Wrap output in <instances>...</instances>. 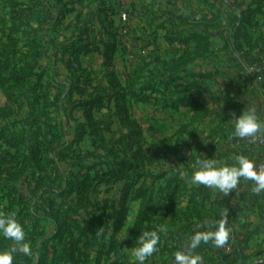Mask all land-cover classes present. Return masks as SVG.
I'll return each mask as SVG.
<instances>
[{
  "label": "rangeland",
  "instance_id": "rangeland-1",
  "mask_svg": "<svg viewBox=\"0 0 264 264\" xmlns=\"http://www.w3.org/2000/svg\"><path fill=\"white\" fill-rule=\"evenodd\" d=\"M32 100L51 174L35 191ZM248 108L264 124V0H0V199L17 201L32 252L13 264H133L160 225L145 264H170L225 212L230 238L202 243V264H264V192L184 175L204 156L264 165L255 137L232 136Z\"/></svg>",
  "mask_w": 264,
  "mask_h": 264
},
{
  "label": "clouds",
  "instance_id": "clouds-1",
  "mask_svg": "<svg viewBox=\"0 0 264 264\" xmlns=\"http://www.w3.org/2000/svg\"><path fill=\"white\" fill-rule=\"evenodd\" d=\"M232 119L233 137L254 138L264 130V124L261 123L253 108L243 109L240 115L233 116ZM213 157L204 156L202 159H197L191 174L184 173L191 184L217 189L229 195L243 178L254 182V191L257 194L264 192V169L259 168L251 157L237 155L232 163H221ZM203 227L207 230L196 231L173 253L170 264H202V257L196 251L202 243L211 242L216 248H220L228 242L230 230L227 227V212L223 213L219 220L209 221ZM166 232L165 225H160L153 230L142 231L134 242L136 246L131 251L133 264H145L149 257L158 252L160 234ZM0 235L14 244L12 247L0 249V264H13L14 254L17 252L23 253L24 256L32 254L30 243L26 241L24 227L14 213L0 211Z\"/></svg>",
  "mask_w": 264,
  "mask_h": 264
},
{
  "label": "trees",
  "instance_id": "trees-1",
  "mask_svg": "<svg viewBox=\"0 0 264 264\" xmlns=\"http://www.w3.org/2000/svg\"><path fill=\"white\" fill-rule=\"evenodd\" d=\"M86 51H89L88 49ZM34 101L32 100V102L29 104L28 106H30V108L32 110H27L28 114L31 116L32 121L34 123V126L32 127V137L30 140H28V142H25L26 145L29 144V142H31V146L27 147L25 146V151L26 152L25 155H23V159L21 160L22 163V168L28 172L29 176H31V181H30V185H33L34 183L36 185H34L33 190H37V189H43V187L45 186V182L49 181L51 178V174L48 172V170H46V160L42 161L43 158L40 156V152H43L42 149L46 150L45 147H49V145L46 144V142L41 141V137H42V132H43V117L45 115L46 110H34ZM36 147H39V151H37L35 149ZM54 162L56 164V166L54 167L57 171V167L59 168L58 164L56 163L55 160H51V163ZM60 169V168H59ZM36 172H38V174H36ZM58 173H54L52 174L53 178L58 177L57 175ZM127 185V184H126ZM125 185V187H126ZM0 186L2 187V180H0ZM10 193H7L6 197L7 200L5 199V197L3 196L2 199H0V211L5 212V213H14L16 218L24 225V217H22V213L18 211V209L16 208V204L17 201L14 202L13 199L9 198ZM127 197H129V193H127ZM123 199V200H122ZM121 201H122V205L125 206V204L127 203V198H123L122 197ZM120 201V202H121ZM6 203V204H5ZM8 206V207H7ZM121 212V222L120 223H124V219L126 218V213H127V209H122L120 210ZM26 233V232H25ZM68 239L70 242H72L74 245H76V241H77V237H75L73 234H68L67 235ZM11 240L5 239L3 238L2 235H0V249H6L9 247L14 246V244H11Z\"/></svg>",
  "mask_w": 264,
  "mask_h": 264
},
{
  "label": "built area",
  "instance_id": "built-area-1",
  "mask_svg": "<svg viewBox=\"0 0 264 264\" xmlns=\"http://www.w3.org/2000/svg\"><path fill=\"white\" fill-rule=\"evenodd\" d=\"M126 18V15H123ZM256 145L260 148H264V130H262L257 136L255 137ZM259 168L264 169V165H260Z\"/></svg>",
  "mask_w": 264,
  "mask_h": 264
},
{
  "label": "crops",
  "instance_id": "crops-1",
  "mask_svg": "<svg viewBox=\"0 0 264 264\" xmlns=\"http://www.w3.org/2000/svg\"><path fill=\"white\" fill-rule=\"evenodd\" d=\"M261 149V148H260Z\"/></svg>",
  "mask_w": 264,
  "mask_h": 264
}]
</instances>
